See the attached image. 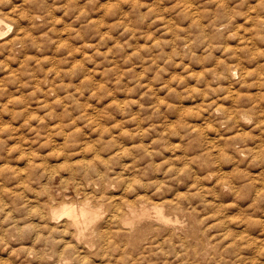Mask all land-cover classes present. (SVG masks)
Segmentation results:
<instances>
[{
    "label": "rangeland",
    "instance_id": "rangeland-1",
    "mask_svg": "<svg viewBox=\"0 0 264 264\" xmlns=\"http://www.w3.org/2000/svg\"><path fill=\"white\" fill-rule=\"evenodd\" d=\"M0 19V264H264V0H0ZM58 201L96 216L77 229Z\"/></svg>",
    "mask_w": 264,
    "mask_h": 264
},
{
    "label": "bare ground",
    "instance_id": "bare-ground-1",
    "mask_svg": "<svg viewBox=\"0 0 264 264\" xmlns=\"http://www.w3.org/2000/svg\"><path fill=\"white\" fill-rule=\"evenodd\" d=\"M2 22H3V20L0 19V25H1ZM5 25H6L7 27H9L8 24H5ZM2 34H3V33L1 32V29H0V36H1ZM229 111H230V110H229ZM227 112H228V111H227ZM227 112H226V113H227ZM263 112H264V111H263ZM231 113H232V112H231ZM233 113H234V112H233ZM240 114H241V113H240ZM234 115H235V113H234ZM234 115H233V116H234ZM237 115H239V114H237ZM263 115H264V113H263ZM226 116H227V115H226ZM228 116H229L228 119L231 118L230 115H228ZM236 117H237V116H236ZM238 117H239V116H238ZM226 118H227V117H226ZM232 118H234V117H232ZM232 118H231V119H232ZM262 122L264 123V120H262ZM263 126H264V124H263ZM262 144L264 145V142L262 143V141H261V145H262ZM261 145H260V146H261ZM263 150H264V147H263ZM260 151H261V149H260ZM28 158H29V157H28ZM28 158H27V160H28ZM29 160H30V159H29ZM28 162H29V161H28ZM86 165H89V164H86ZM86 165H85V166H86ZM85 166H84V167H85ZM86 167H87V166H86ZM223 175H224V174H223ZM67 179H68V177H67ZM261 179H262V180H261V181H262V182H261V183H262V188H263V190H264V165L262 166ZM66 181H67V180H66ZM127 182H128V181H127ZM65 183H67V182H65ZM20 184H21V183H20ZM70 184H71V183H70ZM90 184H91V183H90ZM82 186H83V185H82ZM93 186H94V185H93ZM18 187H19V186H18ZM20 187H22V186H20ZM1 188H3V187H1ZM17 189H18V188H17ZM21 189H22V188H21ZM78 189H79V188H78ZM91 189H92V187H91ZM91 189H90V190H91ZM1 190L3 191V189H1ZM19 190H20V188H19ZM45 190H46V189H45ZM45 190H44V192H46ZM65 190H66V189H65ZM72 190H73V189H72ZM83 190H84V189H83ZM81 191H82V190H81ZM0 192H1V191H0ZM46 193H47V192H46ZM88 193H89V192H88ZM88 193H85L86 196H87ZM90 193H91V192H90ZM47 194H48V193H47ZM47 194H46V196H48ZM49 195H50V193H49ZM75 195H77V192H76V194H74V196H75ZM44 196H45V193H44ZM53 196H54V195H53ZM62 196H63V195H62ZM78 196H79V195H78ZM86 196H85V197H86ZM93 196H94V195H93ZM102 196H103V195H102ZM120 196H121V195H120ZM85 197H84V200H85V201L88 200V198L85 199ZM91 197H92V196H91ZM91 197H90V198H91ZM94 197L98 199L99 196H98V197H97V196H94ZM92 198H93V197H92ZM100 198H101V197H100ZM100 198H99V199H100ZM106 198H108V197H106ZM120 198H122V197H120ZM61 199H62V198H61ZM68 199H69V198H68ZM68 199H67V200H68ZM74 199H75V198H74ZM108 199H109V198H108ZM113 199H117V198L114 197ZM30 200H31V199H30ZM70 200H71V199H70ZM90 200H92V199H90ZM95 200H96V199H95ZM95 200H94V201H95ZM109 200H110V199H109ZM121 200H122V199H121ZM26 201H27V200H26ZM49 201H50V200H49ZM49 201H47V202H49ZM51 201H52V200H51ZM53 201H54V200H53ZM61 201H62V200H61ZM63 201H64V199H63ZM77 201H78V200H77ZM77 201H76V202H77ZM96 201H97V200H96ZM2 202H3V201H2ZM2 202H0V203H2ZM28 202H31V201L28 200ZM58 202H59V201H58ZM58 202H57V203H58ZM72 202H73V199H72ZM72 202H70V203H72ZM74 202H75V200H74ZM79 202H80V201H79ZM105 202H106V201H105ZM105 202H103V203H105ZM115 202H116V201H115ZM117 202H118V201H117ZM119 202H120V201H119ZM59 203H60V202H59ZM59 203H58V204H59ZM101 203H102V202H101ZM26 204H27V203H26ZM30 204H31V203H30ZM60 204H61V203H60ZM87 204H88V202H87ZM89 204H90V203H89ZM89 204H88V205H89ZM109 204H110V203H109ZM113 204H114V203H113ZM117 204H118V203H117ZM121 204H122V203H121ZM125 204H126V203H125ZM127 204H129V202H128ZM56 205H57V204H56ZM94 205H96V204H94ZM94 205H93V206H94ZM105 205H106V204H105ZM129 205H130V204H129ZM29 206H31V205H29ZM47 206H48V205H47ZM49 206H51V205H49ZM52 206H53V204H52ZM90 206H91V205H90ZM106 206H107V205H106ZM122 206H123V205H122ZM122 206H121V208H122ZM154 206H156V205H154ZM40 207H41V206H40ZM44 207H45V205H44ZM113 207H115V205H114ZM117 207H118V206L115 207V210H114L115 212H116V210H117V209H116ZM124 207H125V206H124ZM124 207H123V208H124ZM130 207H132V204H131ZM133 207H134V205H133ZM50 208H51V207H50ZM52 208H53V207H52ZM55 208H56V206H55ZM111 208H112V207H111ZM111 208H110V209H111ZM37 209L40 210L41 208L39 209V208L37 207ZM37 209H36V212L39 213V212L37 211ZM110 209H109V210H110ZM30 210H31V209H30ZM48 210H49V208H48ZM123 210H124V209H123ZM41 211H42V210H41ZM124 211H125V210H124ZM132 211H133V210H132ZM109 212H110V211H109ZM112 212H113V211H112ZM44 213H46V212H44ZM47 213H49V212H47ZM47 213H46V215H47ZM110 213H111V212H110ZM119 213H120V211H118V214H119ZM33 214H34V213H33ZM33 214H32V215H33ZM39 214H40V213H39ZM121 214H124L123 216H125L126 213H122V212H121ZM46 215H44V216H46ZM48 215H49V214H48ZM111 215H113V213H111ZM119 215H120V214H119ZM35 216H36V215H35ZM50 216H51V218H53V219H56V218H58V217H60V216H65V217H67V218L70 220L71 225H73L74 227H76V228L78 229V228H80L79 226H80L81 223H84V222H86L87 220H91L93 217L96 216V213H95L92 209H90L89 207L81 206V207H79V208H76V207H74L72 204H68V203H66V202H63V204H61L58 208H56V209H52V210L50 211ZM50 216H49V218H50ZM107 216H108V215H107ZM120 216H122V215H120ZM132 216H133V214H132ZM132 216H131V217H132ZM38 218H39V217H38ZM46 218H47V217H46ZM112 218H113V217H112ZM40 219H41V218H40ZM43 219H44V217H43ZM108 219H109V218H108ZM108 219H107V220H108ZM133 219H134V217H133ZM260 219H262V220H260V221H263V222H264V214H261V218H260ZM104 220H105V219H104ZM121 220H122V219H121ZM130 220H131V219H130ZM44 221H45V219H44ZM46 221H47V219H46ZM49 221H50V220H49ZM58 221H60V220H58ZM58 221H57V222H58ZM65 221H66V220H65ZM113 221H115V219H114ZM118 221H120V220H118ZM50 222H51V221H50ZM55 222H56V220H55ZM106 222H107V221H106ZM108 222H109V221H108ZM110 222H111V221H110ZM63 223H64V222H63ZM118 223H119V222H118ZM133 223H134V222H133ZM47 224H49V223H47ZM57 224H58V223H57ZM102 224H103V222H102ZM108 224H109V223H108ZM111 224H112V223H111ZM49 225H50V224H49ZM63 225H65V224H62L61 226H63ZM68 225H69V224H68ZM112 225H113V224H112ZM114 225H115V227H116V224H114ZM118 225L120 226V224H118ZM118 225H117V226H118ZM261 225H262V224H261ZM47 226H48V225H47ZM103 226H104V225H103ZM119 226H118V227H119ZM125 226H126V225H125ZM49 227H50V226H49ZM49 227H48V229L46 228V230H49ZM54 227H56V226H54ZM63 227H64V226H63ZM98 227H99V226H98ZM56 228H57V227H56ZM36 229H37V228H36ZM52 229H53V228H52ZM52 229H51V230H52ZM96 229H97V228H96ZM102 229H103V228H102ZM120 229H121V228H120ZM263 229H264V228H263ZM70 230H71V229H70ZM126 230H127V229H126ZM126 230H125V231H126ZM59 231H60V229H59ZM62 231H63V230L61 229V232H62ZM112 231H113V229L111 230V232H112ZM120 231H121V230H119V232H120ZM122 231H123V230H122ZM122 231H121V232H122ZM127 231H128V230H127ZM57 232H58V231H57ZM72 232H73V231H72ZM103 232L106 233V231H103ZM103 232H102V233H103ZM115 232H116V231H115ZM49 233H50V232H49ZM66 233H67V232H66ZM75 233H76V232H75ZM102 233H101V236L103 237ZM108 233H110V232H108ZM112 233H113V232H112ZM112 233H111V234H112ZM64 234H65V233H64ZM99 234H100V233H99ZM111 234H110V235H111ZM60 235H61V234H60ZM65 235H66V234H65ZM96 235H97V233H96ZM113 235H114V234H113ZM61 236H62V235H61ZM66 237H68V235H67ZM105 237H106V235H105ZM112 237H113V236H110V238H112ZM116 237H117V235H116ZM64 238H65V237H64ZM96 238H97V237H96ZM113 238H114V237H113ZM60 239H61V238H60ZM72 239H73V237L71 236V240H72ZM99 239H100V238H99ZM99 239H97V242H98V243H99V241H98ZM104 239H105V238H104ZM62 240H63V239H62ZM107 240H108V239H107ZM153 240H154V239H153ZM60 241H61V240H60ZM102 241H104V240H102ZM102 241H101V242H102ZM156 241H157V240H156ZM158 241H159V240H158ZM162 241H163V240H162ZM73 242H75V241H73ZM77 242H78V241H77ZM97 242H96V243H97ZM110 242H111V241H110ZM180 242H181V240H180ZM182 242H183V241H182ZM64 243H65V242H64ZM64 243H63V244H64ZM71 243H72V241H71ZM159 243H160V242H158V245H159ZM184 243H185V242H184ZM59 244H60V243H59ZM82 244H83V243H81L80 245H82ZM99 244H100V243H99ZM99 244H98V245H99ZM106 244H107V243H106ZM106 244H105V245H106ZM148 244H149V242H148ZM148 244H147V245H148ZM163 244H164V243H163ZM185 244H186V243H185ZM185 244H184V245H185ZM69 245H70V244H69ZM69 245H67V246H69ZM107 245H108V244H107ZM151 245H152V243H151ZM154 245H155V247L157 246L156 243H155ZM164 245H165V244H164ZM99 246H100V245H99ZM144 246H146V244H145ZM152 246H153V245H152ZM182 246H183V245H182ZM182 246H181L180 248H182ZM60 247H61V245H60ZM69 247H70V246H69ZM81 247H83V246H81ZM81 247H80V248H81ZM104 247H105V246H104ZM106 247L108 248L109 246H106ZM146 247H147V246H146ZM158 247H159V246H158ZM160 247H161V246H160ZM184 247H186V246H184ZM64 248H65V247H64ZM148 248H149V246H148ZM60 249H61V248H60ZM71 249H73V248L71 247ZM74 249H75V248H74ZM74 249H73V250H74ZM105 249H106V248H105ZM108 249H109V248H108ZM144 249H145V247H144ZM144 249H143V250H144ZM149 249H150V248H149ZM151 249H152V247H151ZM186 249H187V247H186ZM82 250H83V249H82ZM86 250H87V249H86ZM157 250H158V249H157ZM184 250H185V249H184ZM61 251H63V250H61ZM74 251H75V250H74ZM74 251H73V252H74ZM77 251H79V250H77ZM77 251H75V252H77ZM145 251H148V250L145 249ZM71 252H72V250H71ZM82 252H83V251H82ZM84 252H85V251H84ZM88 254H89V256H88L87 258L90 257V253H88ZM91 254H92V253H91ZM85 255H86V254H85ZM62 256H63V255H62ZM75 256H76V255H75ZM81 256H84V255L82 254ZM81 256H80V257H81ZM91 256H92V255H91ZM64 257H65V256H64ZM75 259H76V258H75ZM78 259H80V258H78ZM90 259H91V258H90ZM76 260H77V259H76ZM85 260H86V258H85ZM134 260H135V259H134ZM136 261H137V260H136ZM136 261H135V262H136ZM86 263H87V261H86ZM77 264H78V262H77ZM84 264H85V263H84Z\"/></svg>",
    "mask_w": 264,
    "mask_h": 264
}]
</instances>
